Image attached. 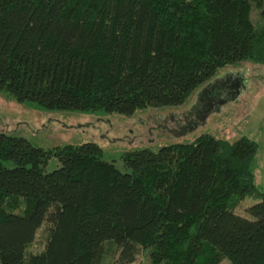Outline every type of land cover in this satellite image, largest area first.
<instances>
[{"label":"trees","instance_id":"obj_1","mask_svg":"<svg viewBox=\"0 0 264 264\" xmlns=\"http://www.w3.org/2000/svg\"><path fill=\"white\" fill-rule=\"evenodd\" d=\"M255 16L257 21H255ZM264 66V0H0V93L50 112L177 108L227 67ZM258 145L210 134L123 156L0 134V264H264ZM52 158L59 169L47 173ZM260 202L236 214L245 198ZM45 226L40 254H27Z\"/></svg>","mask_w":264,"mask_h":264},{"label":"rangeland","instance_id":"obj_2","mask_svg":"<svg viewBox=\"0 0 264 264\" xmlns=\"http://www.w3.org/2000/svg\"><path fill=\"white\" fill-rule=\"evenodd\" d=\"M254 19L257 21L256 16ZM0 134L23 137L45 151L94 143L101 147L104 159L123 173L127 171L123 156L128 152H156L171 144H191L204 134L229 142L246 137L259 147L252 170L258 188L264 192V66L245 62L224 68L184 105L146 109L131 117L105 112H50L18 104L0 93ZM59 167L57 159L52 158L45 171L51 173ZM259 202L247 197L235 212L251 219L247 210ZM46 237L44 226L27 254L42 253ZM116 259L117 253L112 250L103 264H114ZM133 264H151L149 252L142 251Z\"/></svg>","mask_w":264,"mask_h":264}]
</instances>
